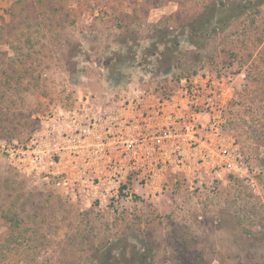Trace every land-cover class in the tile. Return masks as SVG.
<instances>
[{"label":"rangeland","instance_id":"rangeland-1","mask_svg":"<svg viewBox=\"0 0 264 264\" xmlns=\"http://www.w3.org/2000/svg\"><path fill=\"white\" fill-rule=\"evenodd\" d=\"M260 2L0 0V264H264ZM210 77L232 87L216 133L185 95ZM196 112L148 193L63 167L100 118L131 138Z\"/></svg>","mask_w":264,"mask_h":264},{"label":"built area","instance_id":"built-area-1","mask_svg":"<svg viewBox=\"0 0 264 264\" xmlns=\"http://www.w3.org/2000/svg\"><path fill=\"white\" fill-rule=\"evenodd\" d=\"M196 83V82H195ZM232 87L225 78H208L206 83L198 84L190 89H185L188 105L205 110L208 114V129L216 133L222 123V109L230 98ZM201 113H193L185 126L177 128L179 121L174 120L163 124L153 131L139 132L136 136L126 138L124 135L113 134L114 138L107 144L111 149L101 148L107 158V168L112 172V177L120 182L129 176L135 177L150 184L157 174L158 165L163 161L167 147L179 145L183 142L194 143L197 141V118ZM118 151L117 154L113 152ZM121 183V182H120Z\"/></svg>","mask_w":264,"mask_h":264},{"label":"crops","instance_id":"crops-1","mask_svg":"<svg viewBox=\"0 0 264 264\" xmlns=\"http://www.w3.org/2000/svg\"><path fill=\"white\" fill-rule=\"evenodd\" d=\"M261 9L264 12V3L262 4ZM68 115L70 116L71 113ZM112 117H107V120L105 118L101 119L99 117L101 121L94 122L93 127H91V125H89V124L85 126L86 127L85 130L87 129V132H89V131L90 132L93 131L94 133L96 132L94 134V140L92 141L93 142L92 144L94 145V149H93L94 151H89L88 142L90 140H89V136L87 137L86 135H84V139H82V140L78 139V145H74V143H72L73 140L69 139L68 136H65L62 147L60 148L62 155L65 157V161L63 163L64 169H71L72 170L74 166L77 167L79 165V167L81 169L83 167V171L85 170L84 173H86L87 171H89V169H88L89 167L91 169V167L95 165V169L92 170L93 172H91V173L94 174V171H95L96 174L100 177L99 184L95 186V188L97 187V189L110 188L109 186H111L115 182L113 180V177H112V172L107 168V158L108 157L104 154V152L101 149V148H106V144H110L109 142H111V140L114 139V138L108 139L107 135H106V133H108V131L114 129V126L113 125L111 126V123L109 125L110 130H107V128H104L105 131H102L103 130L102 127L104 125L108 126L107 123L110 121L109 118L112 119ZM82 129H84V128H81V130ZM117 130H119V129H117ZM80 135H81V133L77 134L76 136L78 137ZM73 136H75V134ZM71 146L75 147V149H72ZM96 146H97V148L99 147L98 151L96 150ZM180 146L182 147L181 144L179 145V147ZM170 148H172V149H170V151L176 150L175 146H172ZM72 151L74 153H72ZM113 153L117 154L118 151L113 152ZM170 156H172V155H170ZM164 157L165 156H163V158ZM53 162H55V161H53ZM159 184H160L159 181L154 182V180H153L148 185H140L138 183H135L133 186H134V191L137 193H138V191H139V193H144V192L148 193L153 189L159 188L160 187Z\"/></svg>","mask_w":264,"mask_h":264},{"label":"trees","instance_id":"trees-1","mask_svg":"<svg viewBox=\"0 0 264 264\" xmlns=\"http://www.w3.org/2000/svg\"><path fill=\"white\" fill-rule=\"evenodd\" d=\"M264 3V0H261V2L259 3V5H260V7L262 6V4ZM249 4H251V2L249 3ZM249 4H246V3H241V4H236V6H233V8H232V6H227V10H228V12H230V11H232L233 9H235V7L240 11H243L244 9H249L250 8V5ZM225 5V4H224ZM209 8L210 7H208L207 8V10H206V13L207 14H209L208 12H210V10H209ZM262 10V9H261ZM205 23V21L204 20H202V21H200L199 23H196L195 21L194 22H191L189 25H190V29L192 30V31H195L196 29H198L197 27H195V26H197L198 24H199V27H202L203 26V24Z\"/></svg>","mask_w":264,"mask_h":264}]
</instances>
